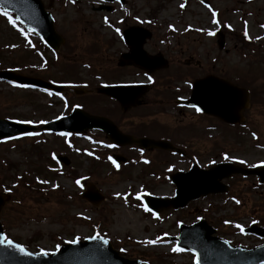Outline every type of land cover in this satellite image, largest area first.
Returning <instances> with one entry per match:
<instances>
[{
    "label": "rangeland",
    "instance_id": "1",
    "mask_svg": "<svg viewBox=\"0 0 264 264\" xmlns=\"http://www.w3.org/2000/svg\"><path fill=\"white\" fill-rule=\"evenodd\" d=\"M103 1L76 0L74 5L67 1L51 10L56 29L65 40L58 52L47 50L41 39L27 32L17 19L18 24L13 26L0 16V70L17 69L23 75L65 83L69 88L64 96L49 97L0 82V119L45 123L82 107L91 114L114 120L125 133L159 138L160 131L173 132L178 145L183 146V154L113 148L100 132L70 138L34 132L31 136L2 140L0 193L10 195L1 211L5 233L39 253L55 252L73 239L98 235L110 239L129 259L150 264H196L193 254L173 252L175 244L167 243L168 237L179 234V224L205 218L219 228L220 235L232 236L233 229H226L224 217L234 220V224L240 217L253 221L260 218L264 222V186L254 177H233L226 181L230 186L227 195L212 196L183 210L159 215L144 211L147 195L139 201L136 195L147 192L173 197L175 187L169 176L194 164L208 168L220 162L243 160L245 163L239 164L245 167L264 165V20L260 18L255 28L241 26L239 13L233 15L231 11L229 19L236 26L230 27L229 53L207 58L211 41L194 25L204 31L213 29V18L197 2L190 3L185 11L177 8L175 0H149L146 4L142 0H126L124 4L113 3L110 11H98ZM149 14L157 18V25L148 23ZM137 25L152 31L150 45H171L167 54L171 67L150 76L153 92L146 97L145 106L124 112L96 90L105 84L149 82L142 71L118 65L125 50L122 31ZM178 39L184 46H194L197 56L193 64L199 62V66H184L187 56L175 52ZM211 74L251 92L250 109L244 112L242 124L228 126L174 107L173 101L180 95L174 87L187 88L195 79ZM114 154L127 157L129 162L115 164ZM225 155L229 159L225 160ZM57 157L66 158L69 164L59 162ZM88 184L105 197L97 206L82 198ZM148 240L156 243L148 244Z\"/></svg>",
    "mask_w": 264,
    "mask_h": 264
},
{
    "label": "water",
    "instance_id": "2",
    "mask_svg": "<svg viewBox=\"0 0 264 264\" xmlns=\"http://www.w3.org/2000/svg\"><path fill=\"white\" fill-rule=\"evenodd\" d=\"M0 5L15 13L30 30L39 33L52 48L57 49L62 43V38L54 29L51 16L44 10L40 0H6V2L0 0ZM134 40L135 37L132 34L129 43L138 51L141 42L133 43ZM124 64H135L149 71L150 68L166 66L160 58L131 57L128 55L122 56L120 65ZM0 79L17 81L38 88L58 89L42 80L7 71L0 72ZM209 83H216L224 87L225 96L220 104H217L218 98L212 100L208 94H206L205 99L198 100L200 91L204 89V91H207ZM133 88V86H110L100 89L99 92L117 98L121 103L126 104L127 100L125 98L128 97V92ZM194 95V98L186 103L192 102L196 105L198 103L204 109V111L202 110L203 113L217 116L229 124L240 123L242 121L240 112L248 107V93L244 89H238L227 83L219 82L217 79L206 78L196 81L194 83ZM45 129L53 132L76 133H84L87 130H101L111 141L118 145H138L146 149L152 147L172 149V146L168 143L150 139H136L122 134L110 120L90 115L81 109L75 110L67 118L47 124ZM33 130H35V127L0 119V140ZM118 159L123 161L120 157ZM234 175L256 176L259 178V182L264 184V166L261 168H243L232 163H220L210 169H202L196 165L189 172H178L171 177L176 186L174 198L165 199L149 196L146 198V205L155 213L169 209L179 210L185 208L190 202L201 197L227 193L229 186L224 183V180L230 179ZM84 197L93 204H98L104 200V197L96 193L93 188H90ZM6 200H8L7 195H0V213ZM180 230V234L175 238L178 241V247L195 253L197 264H264V245L254 249L232 246L223 238L214 236L216 235V229L205 220L191 226L182 224ZM247 233L264 238V228L257 225H252ZM0 235L6 237L1 222ZM104 240L107 239L99 237V239L92 238L84 242L65 245L57 253L51 255L34 254L22 246L25 252L29 253V255H25L15 248L0 244V264H147L121 257L120 253L113 249L110 241L107 240L108 243L105 244L103 243ZM13 244L17 243L13 242Z\"/></svg>",
    "mask_w": 264,
    "mask_h": 264
},
{
    "label": "flooded vegetation",
    "instance_id": "3",
    "mask_svg": "<svg viewBox=\"0 0 264 264\" xmlns=\"http://www.w3.org/2000/svg\"><path fill=\"white\" fill-rule=\"evenodd\" d=\"M69 1V4L74 5L75 2H71L70 0H42L46 8L52 10L55 9L57 6H63L62 4H66V2ZM76 1V0H75ZM86 1V0H85ZM121 2H126V0H120ZM144 4L149 3V0H142ZM156 1V0H154ZM164 2V0H162ZM175 5L178 7V0L174 1ZM197 2L206 9L207 13L212 17V13L215 12L216 16L215 19L217 21L216 24H212L214 26L213 29H208L207 31L201 30L200 33L204 35L205 37H208L211 41V46L209 49L206 50V57H214V55L217 53L218 56L222 57L225 54H228L230 51V27L236 26L234 23H232L229 19L230 17V12L232 11L233 15L239 13L238 20L241 23V26H246L249 28H255L256 24L260 21V18L264 20V0H197ZM238 7V10L234 9ZM93 8V7H92ZM182 9H185V6L182 7ZM234 9V10H233ZM199 17H201L200 14H197ZM150 20V19H149ZM212 21V20H211ZM132 27H142V26H132ZM214 32L215 35L209 36L207 35V32ZM153 39V36H151L149 39H144L142 42L143 48L145 51L151 55V56H158L162 55L167 59V54L171 52V45H168L167 47H164L165 45H162L161 47H157L156 45H150L151 40ZM188 43V42H187ZM125 50L123 53H131L132 50L129 49L126 45H124ZM176 50L175 52L178 55H186V65L188 67H192L195 64L199 66V62H195L193 64V59L196 58L197 53L194 48V46L191 44L190 46L186 45L185 46L181 43V41L178 39L177 44H176ZM188 48H191L189 51ZM165 49V50H163ZM174 51V50H172ZM67 91V90H66ZM174 91L178 94L180 93V97H189L191 91L188 90L187 88H181L179 89L178 87H174ZM153 88L149 86L147 90L143 92V96L141 97L140 101L141 103L139 105H136V107H142L146 105V97H149L150 94H152ZM140 94V90H132L128 93V98L127 102L128 103H137L138 100H136V96ZM173 94V92H172ZM173 105L175 108L178 109V96L176 99L173 101ZM130 107V106H129ZM133 109V108H132ZM118 125V124H117ZM153 127V124L150 126ZM122 130V129H121ZM123 131V130H122ZM124 132V131H123ZM159 133V138H151L155 140H161V141H166L172 143L175 147H178V141L177 138L175 137V133H167L165 130L160 131ZM131 135H134L139 138H150L146 137L144 133L142 134H137V133H128ZM155 150L150 149L147 150V152H151Z\"/></svg>",
    "mask_w": 264,
    "mask_h": 264
},
{
    "label": "snow or ice",
    "instance_id": "4",
    "mask_svg": "<svg viewBox=\"0 0 264 264\" xmlns=\"http://www.w3.org/2000/svg\"><path fill=\"white\" fill-rule=\"evenodd\" d=\"M5 2H6V0H5ZM72 2H75V0H72ZM181 7H183V5H181ZM0 16L6 17V18H7V22L10 23V24H13V26H15V25H14V22H13V18H12V16L9 14V12L7 11V9H0ZM215 16H216V13L213 12V13H212V17H213V19H212V23H213V24H216V23H217V21H216V19H215ZM261 27L264 28V25H261ZM117 31H119V30L117 29ZM207 35H209V36H213V35H215V33L209 31V32H207ZM245 35H247V33H246ZM257 39H259V37H257ZM148 79H149V81H151L152 78L149 76ZM49 95H51V93H49ZM196 111L199 112L200 109H199V108H196ZM18 122H21V121H18ZM22 122H24V123H31V121H22ZM41 123H43V121H42ZM25 135H29V136H31V135H34V134H33V133H26ZM60 135H62V136H67V135H70V133H60ZM253 138H255V136H254ZM53 159H55V156H54V155H53ZM110 159H111V158H110ZM224 159L227 160V159H229V157H228L227 155H225V156H224ZM237 162H238V163H241V164L245 163V161H243V160H239V161H237ZM145 163H147V161H145ZM250 166H255V165H250ZM39 182H40V183H48L47 181H39ZM76 184L79 185V184H80V181L77 180V181H76ZM53 187H55V185H53ZM144 195H148V193H147V192L137 193V195H136V200H137V201L141 200V197L144 196ZM236 203L239 204L240 202L237 200ZM144 211L148 212V211H151V210L145 205V206H144ZM153 215H155V213H153ZM226 223H227V222H226ZM236 227L239 228L240 226L237 225ZM241 230H242V229H241ZM92 238H93V239H99V236L97 235V236H94V237H92ZM157 239H159V238H157ZM71 242H72V243H76V240L73 239ZM103 243L106 244V243H108V241H107V240H104ZM147 243H148V244H155L156 241H155V240H148ZM0 244H4V245H6L7 247L15 248L17 251H19V252H21V253H24L25 255H29V253L25 252V249H24L21 245H19V244H15V245H14L13 242H12L11 240H8V239H7L6 237H4L3 235H0ZM171 250H172L173 252H182V251H184V249H182V248H180V247H173ZM193 255H195V253H193Z\"/></svg>",
    "mask_w": 264,
    "mask_h": 264
}]
</instances>
